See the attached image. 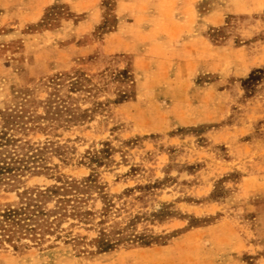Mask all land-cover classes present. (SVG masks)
I'll return each mask as SVG.
<instances>
[{
  "label": "rangeland",
  "instance_id": "obj_1",
  "mask_svg": "<svg viewBox=\"0 0 264 264\" xmlns=\"http://www.w3.org/2000/svg\"><path fill=\"white\" fill-rule=\"evenodd\" d=\"M0 180V264H264V0H0Z\"/></svg>",
  "mask_w": 264,
  "mask_h": 264
},
{
  "label": "trees",
  "instance_id": "obj_2",
  "mask_svg": "<svg viewBox=\"0 0 264 264\" xmlns=\"http://www.w3.org/2000/svg\"><path fill=\"white\" fill-rule=\"evenodd\" d=\"M6 170H12L10 165ZM76 189L78 187L74 183L44 191L29 189L19 196L18 203L0 207V246L23 238L40 241L65 217L61 214L69 200L61 199V196H67ZM54 199L55 210H47V205Z\"/></svg>",
  "mask_w": 264,
  "mask_h": 264
}]
</instances>
